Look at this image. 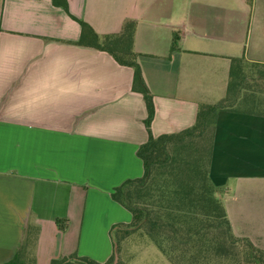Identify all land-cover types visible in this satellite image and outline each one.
I'll return each instance as SVG.
<instances>
[{
	"label": "crops",
	"instance_id": "crops-1",
	"mask_svg": "<svg viewBox=\"0 0 264 264\" xmlns=\"http://www.w3.org/2000/svg\"><path fill=\"white\" fill-rule=\"evenodd\" d=\"M66 2L99 35L135 21L154 137L191 127L199 104L223 99L230 58L264 65V0ZM79 37L52 0H0V264L26 225L38 228L34 264L71 255L104 264L115 251L110 230L131 222L110 194L143 175L144 102L133 70ZM200 188L235 237L264 251V113H217Z\"/></svg>",
	"mask_w": 264,
	"mask_h": 264
},
{
	"label": "trees",
	"instance_id": "trees-1",
	"mask_svg": "<svg viewBox=\"0 0 264 264\" xmlns=\"http://www.w3.org/2000/svg\"><path fill=\"white\" fill-rule=\"evenodd\" d=\"M52 3L79 24L76 45L106 52L116 63L133 70L131 89L144 102L147 140L136 151L143 175L123 182L110 194L131 215L128 225H116L110 230L114 245L117 236L123 239L141 231L170 264H220L217 258L221 257L216 256L225 254L233 246L240 249L244 261L264 264V251L246 238L235 237L224 211L212 209L200 188L208 176L217 113L226 109L264 113L236 108L240 102L264 103V65L248 62L243 57L230 58L223 99L216 104H199L191 127L154 137L150 131L154 117L152 95L142 77L139 55L133 50L135 21H124L118 33L99 35L86 22L70 14L66 0H52ZM174 49L172 41L171 50ZM55 223L64 229L66 220L56 219ZM37 234V227L24 226L13 258L4 264H34L32 251ZM116 252L117 248L104 264H112ZM50 264L99 263L71 255L52 260Z\"/></svg>",
	"mask_w": 264,
	"mask_h": 264
},
{
	"label": "rangeland",
	"instance_id": "rangeland-1",
	"mask_svg": "<svg viewBox=\"0 0 264 264\" xmlns=\"http://www.w3.org/2000/svg\"><path fill=\"white\" fill-rule=\"evenodd\" d=\"M236 108L262 112L264 111V103L240 102ZM116 242V264H170L141 231H135L123 239L117 236ZM222 255L216 256L221 257V259L217 258L221 262L220 264H251L241 258L243 256L236 246L229 247L228 252L226 251Z\"/></svg>",
	"mask_w": 264,
	"mask_h": 264
},
{
	"label": "water",
	"instance_id": "water-1",
	"mask_svg": "<svg viewBox=\"0 0 264 264\" xmlns=\"http://www.w3.org/2000/svg\"><path fill=\"white\" fill-rule=\"evenodd\" d=\"M115 249H116V244H115ZM116 259H117V256H116V253H115L114 264L116 263Z\"/></svg>",
	"mask_w": 264,
	"mask_h": 264
}]
</instances>
